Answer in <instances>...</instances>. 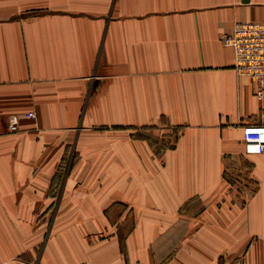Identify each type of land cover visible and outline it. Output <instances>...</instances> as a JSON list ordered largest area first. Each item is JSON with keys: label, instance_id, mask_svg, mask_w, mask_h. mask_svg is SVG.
Masks as SVG:
<instances>
[{"label": "crops", "instance_id": "crops-1", "mask_svg": "<svg viewBox=\"0 0 264 264\" xmlns=\"http://www.w3.org/2000/svg\"><path fill=\"white\" fill-rule=\"evenodd\" d=\"M244 22L264 0H0V264H264Z\"/></svg>", "mask_w": 264, "mask_h": 264}, {"label": "built area", "instance_id": "built-area-1", "mask_svg": "<svg viewBox=\"0 0 264 264\" xmlns=\"http://www.w3.org/2000/svg\"><path fill=\"white\" fill-rule=\"evenodd\" d=\"M223 44L235 53V70L240 76H246L254 82V95L261 102V120L243 128L244 142L248 152L264 155V23H237L232 32L223 38ZM28 118L36 119L30 112ZM17 131L16 124L9 126Z\"/></svg>", "mask_w": 264, "mask_h": 264}, {"label": "rangeland", "instance_id": "rangeland-1", "mask_svg": "<svg viewBox=\"0 0 264 264\" xmlns=\"http://www.w3.org/2000/svg\"><path fill=\"white\" fill-rule=\"evenodd\" d=\"M158 134H162L161 132L158 133ZM167 134V135H166ZM177 131L176 130H171L169 133H165L164 137L167 136V138L161 143V146H166V145H169L171 143H174L175 142V139L177 138ZM244 137V136H243ZM161 138V137H160ZM160 143V141H158ZM245 143V142H244ZM245 149H246V146H245ZM62 176H59V181L61 179ZM132 223L131 222H126L124 223V233H129L130 230L132 229ZM119 227V225H118ZM125 241V240H124ZM125 248V247H124Z\"/></svg>", "mask_w": 264, "mask_h": 264}]
</instances>
